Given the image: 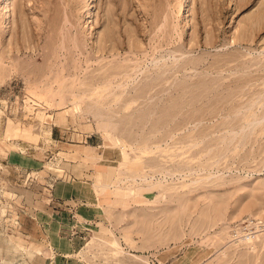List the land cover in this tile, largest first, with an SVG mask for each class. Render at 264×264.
Returning <instances> with one entry per match:
<instances>
[{"label": "rangeland", "instance_id": "374dc122", "mask_svg": "<svg viewBox=\"0 0 264 264\" xmlns=\"http://www.w3.org/2000/svg\"><path fill=\"white\" fill-rule=\"evenodd\" d=\"M7 1L0 258L68 181L79 264H264V0Z\"/></svg>", "mask_w": 264, "mask_h": 264}, {"label": "crops", "instance_id": "0c3cea01", "mask_svg": "<svg viewBox=\"0 0 264 264\" xmlns=\"http://www.w3.org/2000/svg\"><path fill=\"white\" fill-rule=\"evenodd\" d=\"M83 186L82 184L75 185V183L61 181L55 187L48 188L49 193L46 197H42L41 193L39 197H34L28 215L21 214L20 216L18 237L21 238L27 250L14 248L19 254L15 256L8 254L5 259L13 260L15 264H79V262L71 260H75L76 256L71 255V253L67 254V251H71V247L69 246V250L64 249L58 245L57 240L61 237V233L71 230V223L74 218L70 216L73 210H81L82 208V210L88 211L87 200L78 197V194H82V188H85ZM96 190L97 187L91 184L90 191L95 195V200H98L101 193ZM44 194L46 193L44 192ZM87 194L91 193L88 192ZM117 199L110 191L99 196V201L103 204L114 205ZM73 250H75L74 247ZM28 252L32 257V253H35L34 259L29 257ZM53 255H56V258ZM3 259L4 257L0 258V264H8Z\"/></svg>", "mask_w": 264, "mask_h": 264}, {"label": "bare ground", "instance_id": "6f19581e", "mask_svg": "<svg viewBox=\"0 0 264 264\" xmlns=\"http://www.w3.org/2000/svg\"><path fill=\"white\" fill-rule=\"evenodd\" d=\"M7 6H8V1L7 0H2V4H1V11H2V16L5 17L7 15ZM106 184V183H105ZM97 189L100 191V190H103V188H107L109 187V185H105V186H101L100 184H97L96 185ZM239 226L240 225H237V229L236 231H238L239 229Z\"/></svg>", "mask_w": 264, "mask_h": 264}, {"label": "built area", "instance_id": "2783aa9c", "mask_svg": "<svg viewBox=\"0 0 264 264\" xmlns=\"http://www.w3.org/2000/svg\"><path fill=\"white\" fill-rule=\"evenodd\" d=\"M253 223H254V221H252V220L249 221V225L246 226V227H249L248 230H250V227L253 225ZM239 228H241V227L239 226ZM253 234H254V233L248 231V233L246 232V234H245L244 236H245L246 238H249V237L252 238V237H253ZM235 237H236V239H240V238L243 237V236L239 234V231H235ZM245 237H244V238H245Z\"/></svg>", "mask_w": 264, "mask_h": 264}]
</instances>
